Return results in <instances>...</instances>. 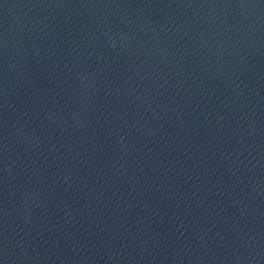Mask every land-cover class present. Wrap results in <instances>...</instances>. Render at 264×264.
Listing matches in <instances>:
<instances>
[{"label": "water", "instance_id": "1", "mask_svg": "<svg viewBox=\"0 0 264 264\" xmlns=\"http://www.w3.org/2000/svg\"><path fill=\"white\" fill-rule=\"evenodd\" d=\"M0 264H264V0H0Z\"/></svg>", "mask_w": 264, "mask_h": 264}]
</instances>
